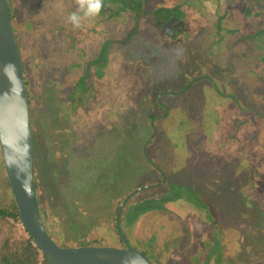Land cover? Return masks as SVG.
Segmentation results:
<instances>
[{
	"label": "rangeland",
	"instance_id": "rangeland-1",
	"mask_svg": "<svg viewBox=\"0 0 264 264\" xmlns=\"http://www.w3.org/2000/svg\"><path fill=\"white\" fill-rule=\"evenodd\" d=\"M133 1L115 21L96 15L75 27L68 16L80 0H7L32 107L33 177L47 231L61 246L122 247L115 209L129 197V216L122 224L121 212L116 228L154 264L187 260L188 249L212 239L211 230L242 232L243 252L233 264H264L260 201L254 206L236 184L251 175L264 185L260 36L222 32L215 43L221 13L209 0L202 8L215 9L210 20L172 10L193 22L174 41L149 15L134 18L142 4ZM226 8L225 18L233 10ZM234 14L239 26L259 27L258 18ZM102 49L108 66L99 67L93 56ZM217 86L237 94L242 111ZM5 175L0 150V203ZM11 228L12 236L23 232L19 224Z\"/></svg>",
	"mask_w": 264,
	"mask_h": 264
},
{
	"label": "water",
	"instance_id": "water-1",
	"mask_svg": "<svg viewBox=\"0 0 264 264\" xmlns=\"http://www.w3.org/2000/svg\"><path fill=\"white\" fill-rule=\"evenodd\" d=\"M172 20L164 25L170 34L173 33L167 26ZM0 150L19 221L48 262L154 264L140 250L127 244L118 226L117 231L125 242L122 247L61 246L49 235L36 204L28 95L7 0H0ZM124 201L118 207L116 224Z\"/></svg>",
	"mask_w": 264,
	"mask_h": 264
},
{
	"label": "trees",
	"instance_id": "trees-1",
	"mask_svg": "<svg viewBox=\"0 0 264 264\" xmlns=\"http://www.w3.org/2000/svg\"><path fill=\"white\" fill-rule=\"evenodd\" d=\"M102 4H103V6L101 9L100 15L104 14L108 8V6H106L103 2H102ZM150 7H148L150 9V11H148V10L146 11L143 9H140V11L136 10V9H134V10H136V14H140L142 16L143 15H145V16L149 15V19H151L150 21H152L153 24H155L157 26L167 18V16L169 15V13L172 9L171 6H168L166 4L165 5L160 4L159 6H155V7H151V8ZM246 12L249 14V17L255 18L254 16H252V14L250 12H248V10ZM10 15L13 17L12 13H10ZM262 23L263 22L258 23V24H262ZM250 24H252V23H250ZM254 24L256 25V23H254ZM254 24L249 26V31H251V32L245 33L243 35L244 37H251V35L252 36L257 35L258 27L256 28V26H254ZM253 30L255 32H253ZM259 36H260L261 43L258 45V48L260 49V52H259L260 54L258 56V59L261 60L260 64H261V67L263 70V71L262 70L261 71L264 72V34L263 33L259 34ZM217 88H218V86H217ZM218 90H219V88H218ZM218 93H219L218 94L219 96H224L226 99L233 102L234 106L239 111H242V109H241L242 105L239 103V99H238L237 94L229 92L230 94L228 95V93L224 92L223 90H219ZM28 103H29V115H30V111H31L32 107L30 105L29 100H28ZM158 104L160 105V103H158ZM153 116L154 115L151 114V117H153ZM33 164H34V156H33ZM33 173H34V166H33ZM33 176H34V174H33ZM4 180H5V185H6L4 187L5 188V190H4L5 195H4V200L0 203V264H52V263L48 262L46 260V258L42 255V253L39 251L37 246L33 243L32 238L29 235L28 231L21 225V223L19 221L18 211H17L16 205H15V201L13 199V196H12L6 175H5ZM236 184H240V187L244 188V192L246 195L245 198L246 199L248 198L249 199L248 201L251 202L254 206H256L258 200L260 201V205L258 204V207H256V208L260 209L262 211L261 213L264 214V185L260 184V186H258V184L257 185L254 184V182L251 180V175H247L246 179H244L243 182H238V183L236 182ZM159 185H161V184H157L156 186L151 185L148 187H144V189H151V187L158 189ZM163 185L166 186L167 185L166 182H163ZM34 188H35V197H36L37 189H36L35 185H34ZM258 191H260V192H258ZM260 193L262 196L260 197V199H256L258 197V194H260ZM155 195H156L155 192H153L151 194V198L153 200L156 199ZM200 199H202V195H201ZM128 200L132 201L131 199H128ZM167 201H171V200L167 199ZM206 201L210 202V203H208V205H209V207H211L214 210L215 216L219 215V207L215 204V202L213 204L209 199H206ZM36 204H37L38 209H39L40 204H39L37 198H36ZM125 205H126V202L124 203V205L121 208V212L123 214L126 213L125 219L122 221V224H125V221L127 220V215L129 216V213H130L129 212L130 209L126 208ZM132 205H134V202L132 203ZM196 205H197V203H196ZM201 206L202 205H200L199 207L202 210L203 208ZM157 208H159V207L154 205V210ZM205 208L206 207H204V210H205ZM117 210H118V208L115 209L116 212H117ZM39 211H40V209H39ZM121 212H120V214H122ZM251 212H249V210H247L246 214L251 215ZM258 213H260V212L258 211ZM40 215L43 219V215L41 214V212H40ZM259 216H261V215H259ZM206 220L209 223L211 222V220L209 218ZM263 223H264V221L262 222L260 220V224L262 226L264 225ZM15 224H19L22 227L23 232L20 233L19 236H16V235L12 236L10 234L12 232L11 227L15 226ZM260 224L258 227L261 226ZM44 225H46L45 222H44ZM114 226H115L114 232L116 233L117 237L120 238V235H119L117 228H116V224ZM188 232L190 234L189 230H188ZM261 233H263V231H260V235H261ZM185 234H187V232ZM167 235L168 236L167 237L165 236V237L167 239H169L168 238L169 234L167 233ZM219 235H220L219 231L217 233V232H214L213 230H211V238L212 239L206 240L204 242V244H201L200 246H198L196 248L188 249V251H190V254H189L190 258H188L187 260H183L179 264H233V263H236V261L238 260V257L241 256L242 252H243L242 240L244 238L242 237V232L239 233L235 230L234 231L224 230V232H222L220 235L221 240H219ZM253 236L256 239L259 238L255 234V232H254ZM261 236L263 237V235H261ZM186 237L188 238V235ZM191 237L192 236L189 235V239L187 241L190 242ZM216 237H217V239H216ZM182 238H181V240H182ZM190 245H191V243H190ZM196 255H199V257H197V259H196ZM146 256L150 260L152 259L151 261L153 262V258L150 257L151 256L150 254H148V255L146 254ZM184 261H186V262H184ZM194 261H196V262H194ZM160 264H162V263H160Z\"/></svg>",
	"mask_w": 264,
	"mask_h": 264
},
{
	"label": "flooded vegetation",
	"instance_id": "flooded-vegetation-1",
	"mask_svg": "<svg viewBox=\"0 0 264 264\" xmlns=\"http://www.w3.org/2000/svg\"><path fill=\"white\" fill-rule=\"evenodd\" d=\"M127 1L128 0H105L103 3L106 6H108V8L104 14L97 15V16L101 17V20L103 21H106V20L115 21L116 18L113 19L112 17L113 15L116 17H120V16L122 17L124 13L131 11L130 9L132 8L131 7L132 5L127 8V4H126ZM136 1H138L137 3H140L143 5V10H146V9H149L148 8V6L150 7L149 2H151L152 0H134L133 2H136ZM207 1L209 0H157L155 6H159L160 4H163V5L166 4L172 7L167 18L162 23H160L158 27L168 38L174 41H177L179 39H184L185 34L187 33V30L192 29L193 22L192 23L190 21L186 22V19H183L182 17L176 15L174 11L176 12L177 9L181 10L182 8H186L191 13L189 19L195 18L197 16V17H200L199 18L200 20L205 21L206 19L210 18L211 15H213V13L215 12L214 11L215 9L213 8L212 9H208L206 7L202 8V5H204V3ZM216 2H219V6H218L219 9H217V11L221 13V18L219 17L217 21H214L216 25L217 34L214 35V37H212V40H214L215 43L220 42V45H221L222 39H223L221 36L222 32L225 33V32L236 31V35L238 36H243L245 33L251 32L249 31V26L241 27L232 20L233 18L232 15L234 12L235 14H237V12L241 14L243 13L244 16L249 17V14L246 12L248 10V12L252 14V16H254L256 19L257 18L259 19L257 21L258 23L263 22L262 24H259L257 34H262V33L264 34V18L262 19L260 18L261 13L264 11V1L263 0H241L240 1L241 3L246 2L248 4L245 7H243V4L239 6L238 5L239 2H236L234 0H232L231 3H229L228 0H216ZM142 5H140V9ZM226 5H228L230 9L231 8L233 9L232 10L233 12L231 11L229 15H227L228 16L227 18H225V15H224L225 10L227 9ZM172 10H174L173 13H172ZM228 11L226 10V13H228ZM134 14H135L133 16L134 18L140 16V14H136V10ZM170 20L172 21L169 23L167 28L169 31H172L173 34L166 32L164 28V25H166ZM150 23L153 24L152 21ZM253 32L255 31L253 30ZM65 33L67 35L69 34L71 36V39L74 41V36L72 33H69V31L67 30ZM93 59H94V62H96V60L98 61L99 67L108 66L107 57H105V51L103 52V49L99 53L97 52L95 56H93ZM71 101H74V99L71 98ZM32 138H33V135H32Z\"/></svg>",
	"mask_w": 264,
	"mask_h": 264
},
{
	"label": "clouds",
	"instance_id": "clouds-1",
	"mask_svg": "<svg viewBox=\"0 0 264 264\" xmlns=\"http://www.w3.org/2000/svg\"><path fill=\"white\" fill-rule=\"evenodd\" d=\"M79 11L68 16V21L75 27H79L81 20L98 15L102 9V0H80ZM82 12L83 15H80Z\"/></svg>",
	"mask_w": 264,
	"mask_h": 264
},
{
	"label": "crops",
	"instance_id": "crops-1",
	"mask_svg": "<svg viewBox=\"0 0 264 264\" xmlns=\"http://www.w3.org/2000/svg\"><path fill=\"white\" fill-rule=\"evenodd\" d=\"M115 212V211H114ZM115 224H116V221H115ZM92 245H94V244H92Z\"/></svg>",
	"mask_w": 264,
	"mask_h": 264
}]
</instances>
